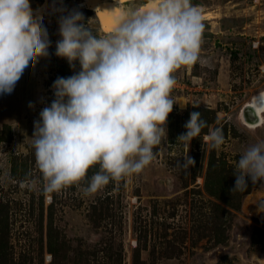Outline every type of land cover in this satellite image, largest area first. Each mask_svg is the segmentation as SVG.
Wrapping results in <instances>:
<instances>
[{"label": "rangeland", "instance_id": "rangeland-1", "mask_svg": "<svg viewBox=\"0 0 264 264\" xmlns=\"http://www.w3.org/2000/svg\"><path fill=\"white\" fill-rule=\"evenodd\" d=\"M52 1L49 6L82 12L85 23L105 34L96 14L77 6L79 0ZM146 1L120 7L138 11ZM42 3L31 0L32 12ZM191 3L204 26L202 42L197 59L173 73L167 141L153 162L85 195L82 188L99 171L96 165L79 186L51 198L42 191L30 138L39 113L55 98L52 85L62 77L60 68L71 76L79 66L70 68L55 56L58 16L41 14L49 56L11 101L0 103V264H264V207L256 204L264 201V185L249 180L247 192L231 191L239 156L264 140V112L255 128L240 120L242 108L264 92V0ZM206 13L212 18L201 16ZM193 111L208 127L188 147L176 141ZM209 128L222 129L221 147L212 149L203 140ZM187 155L194 166L178 168Z\"/></svg>", "mask_w": 264, "mask_h": 264}, {"label": "clouds", "instance_id": "clouds-1", "mask_svg": "<svg viewBox=\"0 0 264 264\" xmlns=\"http://www.w3.org/2000/svg\"><path fill=\"white\" fill-rule=\"evenodd\" d=\"M31 0H0V103L11 101L35 65L49 56L51 41L41 13L57 15L55 56L79 71L53 85L54 100L39 113L30 138L42 191L60 193L79 186L96 193L113 181L142 172L167 141L174 101L173 73L197 59L204 26L191 0H159L155 6L123 11L105 34L85 23L82 12L50 5L30 9ZM32 105L30 104L29 107ZM208 127L190 113L176 142L189 147ZM210 148L224 144L221 128H209ZM177 164L187 170L195 161ZM232 192H247L248 181L264 185V140L248 145L236 162ZM258 210L264 201H257Z\"/></svg>", "mask_w": 264, "mask_h": 264}, {"label": "bare ground", "instance_id": "bare-ground-1", "mask_svg": "<svg viewBox=\"0 0 264 264\" xmlns=\"http://www.w3.org/2000/svg\"><path fill=\"white\" fill-rule=\"evenodd\" d=\"M129 1L130 0H79L77 2L78 3L77 6L81 9L84 8L85 10L94 12L98 18L101 30L107 33L114 26L113 25L114 20L117 17H119L120 14L123 12L120 6ZM42 2H43L42 5L39 8H35L33 10V13H35L37 10H40L42 8L43 9L48 8L50 0H42ZM52 2L61 4L63 0H53ZM158 2L159 0H147L138 7V11H143L148 7L155 6ZM41 14L46 15L47 11H44ZM201 16L206 19L212 18L211 14L209 13L203 14ZM257 97H264V92L262 94H258L254 96L249 103H253ZM262 112H264V103L256 108V113L259 117V123L257 126H260L263 122V119L261 117ZM257 126H248V127L255 128ZM255 214H258L257 210Z\"/></svg>", "mask_w": 264, "mask_h": 264}, {"label": "water", "instance_id": "water-1", "mask_svg": "<svg viewBox=\"0 0 264 264\" xmlns=\"http://www.w3.org/2000/svg\"><path fill=\"white\" fill-rule=\"evenodd\" d=\"M262 94V93H261ZM264 97H257L253 103L246 104L240 112V120L245 126H257L259 117L256 108L264 103Z\"/></svg>", "mask_w": 264, "mask_h": 264}, {"label": "built area", "instance_id": "built-area-1", "mask_svg": "<svg viewBox=\"0 0 264 264\" xmlns=\"http://www.w3.org/2000/svg\"><path fill=\"white\" fill-rule=\"evenodd\" d=\"M252 48H253V49H258V48H259V41H258V40L252 42ZM260 69H261L260 72L264 73V65H262V66L260 67ZM177 84H179V83H177ZM174 88H175V87H174ZM174 88H173V89H174Z\"/></svg>", "mask_w": 264, "mask_h": 264}, {"label": "trees", "instance_id": "trees-1", "mask_svg": "<svg viewBox=\"0 0 264 264\" xmlns=\"http://www.w3.org/2000/svg\"><path fill=\"white\" fill-rule=\"evenodd\" d=\"M59 73H60V75H61L62 77L65 76V77L67 78V77L70 76V75H68V74L66 73L64 67H61V68H60V72H59Z\"/></svg>", "mask_w": 264, "mask_h": 264}, {"label": "flooded vegetation", "instance_id": "flooded-vegetation-1", "mask_svg": "<svg viewBox=\"0 0 264 264\" xmlns=\"http://www.w3.org/2000/svg\"><path fill=\"white\" fill-rule=\"evenodd\" d=\"M203 36V35H202Z\"/></svg>", "mask_w": 264, "mask_h": 264}]
</instances>
